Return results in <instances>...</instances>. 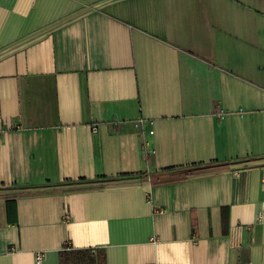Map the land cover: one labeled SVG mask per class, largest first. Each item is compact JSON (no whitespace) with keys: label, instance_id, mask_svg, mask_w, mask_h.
I'll return each instance as SVG.
<instances>
[{"label":"crops","instance_id":"crops-1","mask_svg":"<svg viewBox=\"0 0 264 264\" xmlns=\"http://www.w3.org/2000/svg\"><path fill=\"white\" fill-rule=\"evenodd\" d=\"M0 264H264V0H0Z\"/></svg>","mask_w":264,"mask_h":264},{"label":"built area","instance_id":"built-area-1","mask_svg":"<svg viewBox=\"0 0 264 264\" xmlns=\"http://www.w3.org/2000/svg\"><path fill=\"white\" fill-rule=\"evenodd\" d=\"M153 121L152 120H150V119H146V118H139L137 121H136V125H141L142 124V126L143 125H145L146 123H152ZM152 131V130H151ZM42 257H43V253L42 252H39L38 254H37V256H36V261H37V263H39L40 261H41V259H42Z\"/></svg>","mask_w":264,"mask_h":264}]
</instances>
